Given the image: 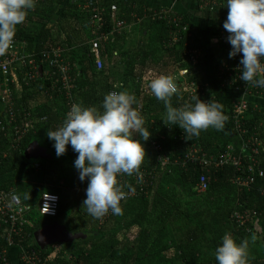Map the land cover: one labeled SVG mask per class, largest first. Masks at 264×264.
I'll use <instances>...</instances> for the list:
<instances>
[{
  "label": "trees",
  "instance_id": "1",
  "mask_svg": "<svg viewBox=\"0 0 264 264\" xmlns=\"http://www.w3.org/2000/svg\"><path fill=\"white\" fill-rule=\"evenodd\" d=\"M112 5L118 9L115 19L131 24V28L120 32L114 30L109 12ZM78 6L77 0H36L35 7L27 11L25 21L16 26L13 40L24 45L26 61L25 65L14 66L20 94H16L14 85H8L13 111L10 125L6 124L8 117L3 119L2 109L0 111V180L6 175L11 176L8 181H0V188L5 189V183L10 186L15 183L13 192L20 204L33 207L43 194H54L58 197V208L53 219L39 217L34 211L25 216L21 232L12 238V247L4 238L8 227L1 226L0 253L6 251L11 263V257L24 248L40 252L50 264H217L215 249L222 243L223 235L229 233L236 243L248 241V264H264V152L256 159L263 177L256 178L246 188L237 187L233 181L246 174L249 152L245 153L239 171L231 165L201 167L197 161L193 164L186 160L190 151H195L192 153L195 158L204 154L215 157L229 146L235 147L237 141L231 106L235 99L234 89L239 86V92H243L240 88L245 82L223 85L219 76L222 64L232 69L240 60L237 56L231 59L228 56L231 45L223 42L229 35L222 26L224 22L207 28L210 49L204 45L206 39L203 40L198 27L186 16L168 13L169 18H181L176 27L170 20H159L157 14L163 9L151 8L144 0L100 1L97 8L102 27L96 32L91 25L94 14ZM102 7L104 11L99 12ZM224 11H228L226 2ZM110 32H113L112 36L99 41L103 65L96 71L88 50L89 41ZM132 34L136 39L131 41ZM173 35L175 42H172ZM55 48L61 50V57L69 65L67 75L73 85L71 106L96 107L102 112L106 94L126 92L140 102L144 126L151 134L142 142L146 154L139 168L146 172L147 186L132 185L136 197L120 203L121 215L111 214L103 222L101 218H92L82 207L87 180L81 182L74 167L78 154L69 145L66 152L57 157L53 141L46 135L47 131L56 130L63 124L71 108L61 84L55 82L59 79L58 74L53 82L44 76L45 71L53 69L42 63V54ZM191 51H198L203 57L197 64L188 63L186 55ZM214 51H220V54ZM112 52H117L118 56L114 61ZM206 59L211 65L209 73L200 69ZM28 60L41 66L42 76L27 79ZM180 70L187 74L179 76ZM148 71L173 78L177 86V93L170 101L173 107L194 104V96L222 105V112L227 117L223 129L209 128L192 137L185 136L176 125H164L166 109L163 102L153 95L142 98L141 79ZM189 83L197 86L192 95L183 87ZM2 84L0 76V108ZM248 102L252 115L242 126L247 132L244 139L254 133L256 123L264 124V92L252 91ZM27 115L33 118L31 129L14 147V128L21 127ZM259 138L264 140V126ZM33 140L39 142L52 159L38 160L35 164L26 160L24 150ZM151 141L159 145L160 154L168 157V164L160 165L159 155L148 149ZM201 176L208 180L203 193L196 191ZM28 181L33 183L29 185ZM236 213L248 218L244 225L236 223ZM60 219H64L69 232L86 237L67 245L50 246L45 250L38 248L33 241L34 232ZM65 254L74 261H67Z\"/></svg>",
  "mask_w": 264,
  "mask_h": 264
},
{
  "label": "clouds",
  "instance_id": "2",
  "mask_svg": "<svg viewBox=\"0 0 264 264\" xmlns=\"http://www.w3.org/2000/svg\"><path fill=\"white\" fill-rule=\"evenodd\" d=\"M36 0H0V56L10 48L16 26L25 21L26 13L35 7ZM228 9L223 28L229 34V58L242 54L239 60V79L246 85L264 87V0H226ZM148 90L166 109L164 125H176L185 136H199L209 128L222 130L227 117L222 105L212 100L204 101L194 96V104L173 107L171 98L177 93L172 77L160 75L148 83ZM103 111L96 107L73 104L61 126L47 131L53 141L57 157L70 145L77 153L74 167L81 182L87 180L86 198L82 207L94 219L104 217L109 211L121 215L120 201L125 193L117 177L139 174L145 157L142 141L150 132L144 126L141 104L134 95L110 92L103 98ZM133 189H130L132 191ZM45 201L55 199L47 196ZM44 213L49 204L44 203ZM215 249L217 264H248V241L236 243L229 233Z\"/></svg>",
  "mask_w": 264,
  "mask_h": 264
},
{
  "label": "built area",
  "instance_id": "3",
  "mask_svg": "<svg viewBox=\"0 0 264 264\" xmlns=\"http://www.w3.org/2000/svg\"><path fill=\"white\" fill-rule=\"evenodd\" d=\"M79 3V8L82 10L90 11L92 12L93 19H92V29L98 31L100 27H102V22L100 20V16H98V8L99 2L102 0H77ZM225 2L226 0H197V7L198 10L204 11V12H219L220 10H225ZM224 8V9H223ZM110 17L111 20L114 23V30L116 32L124 31L127 29V24L122 20H116L115 15L118 11L117 7L115 5L110 6L109 8ZM104 11V8L100 9L99 12ZM168 10H163L162 12L157 14V18L159 20L161 19H167L170 20L172 23L178 27L179 22H181V18L179 17H172L169 18ZM113 30V31H114ZM113 32H110L109 35H98L97 38L92 39L89 41L88 44V50L90 56H92V60L95 65L96 71H100L102 69V58L100 55V45L99 41H105L109 36H112ZM176 37L173 35L172 42H175ZM225 44H227V41H223ZM23 44L16 43L14 40L8 49V51L0 57V76L3 78V95L1 99V106L2 109L5 111V116L8 117V121L6 122L7 125H10L13 122V111H12V102L8 99L7 102L4 99V96L7 94L8 91V85L9 84H15L17 85V75L15 72V65L21 64L25 65L26 56L23 54ZM242 54H237V58H241ZM187 60L190 64H197L200 59H202V55L198 51H191L187 53ZM42 63L46 64L49 69H53V72L48 74L47 76L49 79L53 82L55 79L54 76L58 74V80L55 79V82L59 81L61 84V89L65 95V99H68V106H71L69 103L71 101L72 96V90L73 85L71 83V80L69 76L67 75L69 67L68 65H65L60 60V52L59 50H54L52 52H45L42 54ZM117 52H112V60L116 59ZM26 66L29 69V72L26 73L27 79H36L39 75L38 72V66L35 65L33 60H28L26 62ZM241 65L238 63L234 66V68L230 69L227 66H222L219 69V76L221 77L222 84L223 85H230L232 86L236 82H243L239 79L240 77V71L239 68ZM187 74L185 70H180L178 72L179 76H184ZM158 76H153L149 72H145L143 74L141 79L142 84V94H146L148 91L147 85L145 83H149L152 79L156 78ZM177 87V86H176ZM184 89L186 93L192 95L197 90V86L193 85V83L184 84ZM239 86H237L235 90V99L232 101L231 106V116H232V122L233 126H235V129L237 131V144H235V147L233 145L229 146L223 153L217 155V156H206L201 155L198 158H195L193 155L195 151L189 153L188 156H186V160H188L190 163L196 162L197 165L201 167H223L225 165H231L234 167L237 171L241 169L242 161L245 156L246 152H249L247 164L245 167L246 174L241 177L237 176L233 183L237 187H249L254 183L256 178H262L263 177V171L258 166V162L256 161L257 156L264 152V140H261L259 138L260 130L264 126V124L256 123L254 127V133H252L250 136H248L247 139H244V136L247 135V132L245 129H242V126H245L246 123L250 120L252 112L249 107V100L252 98V91H256L257 93H263L264 87H257L251 84L246 85L245 83L242 85L240 90L243 92H239L238 89ZM147 95V94H146ZM151 95V94H148ZM255 107L252 108V111H254ZM31 118L29 115H27L23 121L22 126L17 128H14V144L16 146L19 145V142L21 138L25 135V133L31 129ZM3 130V128H2ZM149 143V142H148ZM148 149H150L153 153H156L159 155L158 161L160 162V165H166L169 163V159L165 154H160V148L159 145L156 142H150L148 145ZM237 149V151L235 150ZM146 172L139 171V174L133 173V175H119L117 177L118 183L121 186L122 191L125 193L124 198L120 201L123 202L128 198H135L136 192L133 188H131L132 185L134 187L144 188L148 184V178L145 176ZM208 180L205 176H201L198 180L196 191L199 193H203L207 189ZM130 189H133L130 191ZM50 197H54L55 199H49L45 201V197L47 194H43L40 197V200L37 204V206L32 207L29 205H22L20 204L19 200L16 196H14L13 193L5 190L0 189V227L1 226H7L8 231L4 234V238L6 240V243H8L9 247H12L14 244L12 243L13 236L17 235L21 232L23 225L25 224V216L31 214L33 211L36 212V214L39 217L46 218V219H53L55 218L57 214V208H58V197L54 194H48ZM49 204V211L47 213H44V209H42L44 203ZM112 213L109 211L104 217L101 218V222H103L108 216H110ZM234 218L236 220V223L241 226L244 225L247 221V217L241 214H234ZM17 264H50L49 260L47 258H43L41 256L40 252H37L35 250H26L24 248H20L19 253L17 254ZM0 264H12L10 261H8L7 258V252L1 251L0 253Z\"/></svg>",
  "mask_w": 264,
  "mask_h": 264
},
{
  "label": "crops",
  "instance_id": "4",
  "mask_svg": "<svg viewBox=\"0 0 264 264\" xmlns=\"http://www.w3.org/2000/svg\"><path fill=\"white\" fill-rule=\"evenodd\" d=\"M144 1L151 8H160L163 10H168L170 12H175L177 14L186 16L192 23H194L195 26L198 27V30H199L200 34L202 35L203 40L206 39V41L203 42L204 45H208V48H210V49H211V47H210L208 39L206 37L207 28L211 24L218 25L220 23H223L226 20V19L224 20L223 18L227 17L226 13L228 12V11H219V12L209 13V12L200 11V10H198V7H197V1L195 2L193 0H144ZM157 1H159V2L157 3ZM153 2H155V3H153ZM131 27H132L131 24H127V28H131ZM54 50H59L60 56H62L61 50L59 48L51 49L50 51H47V52H52ZM206 58H208V57H206ZM60 60L62 61L63 64L68 65L62 57H60ZM38 67H41V66H38ZM68 67H69V65H68ZM200 69L204 70V72H207V73H209L211 71V65L209 64L208 59L205 60L203 66H201ZM52 72H53V70L49 71V72L45 71L44 76H47V73H52ZM149 73L152 74L153 76H160V75L152 73V72H149ZM42 74H43V71L41 68V73L39 72V75L42 76ZM13 85L15 86V84H13ZM2 107L3 106H1L0 111H1ZM236 144H237V141H236ZM14 147H16L15 144H14ZM14 147H12V148H14ZM29 161L31 164H35L38 160H29ZM10 178H11L10 175L9 176L6 175L5 177H2L1 180L2 181H5V180L8 181ZM32 183H33L32 181L27 182V184H29V185ZM4 186H5L4 187L5 189H1V188L0 189L5 190V191H9V192L14 194L13 191H14L15 187H12V186H15V183H12V186L5 183ZM29 206H32V205H29ZM35 206H37V204ZM58 221H60L64 225V219H60ZM16 256H17V254H15V256L11 257L12 264H17L18 260H17Z\"/></svg>",
  "mask_w": 264,
  "mask_h": 264
},
{
  "label": "water",
  "instance_id": "5",
  "mask_svg": "<svg viewBox=\"0 0 264 264\" xmlns=\"http://www.w3.org/2000/svg\"><path fill=\"white\" fill-rule=\"evenodd\" d=\"M38 71L41 73V67H38ZM24 157L27 160L52 159L47 150L35 140L25 149ZM85 237L84 234H72L60 221L55 220L34 232L33 241L38 248L45 250L50 246L71 244L80 239L83 240Z\"/></svg>",
  "mask_w": 264,
  "mask_h": 264
},
{
  "label": "rangeland",
  "instance_id": "6",
  "mask_svg": "<svg viewBox=\"0 0 264 264\" xmlns=\"http://www.w3.org/2000/svg\"><path fill=\"white\" fill-rule=\"evenodd\" d=\"M159 1H157V3H158ZM153 3H155V2H153ZM61 12V9L59 8V13ZM228 13V12H227ZM226 13V14H227ZM58 17V16H57ZM227 17H224L223 19L225 20ZM55 21H56V19H55ZM136 39V36L134 35V34H132V37H131V41L132 40H135ZM214 53L215 54H220V51H214ZM118 87H119V83L118 82H116L115 83ZM145 85H147L148 86V83H145ZM20 91H21V87H20V85L19 84H17V85H15V92H16V94L18 95V94H20ZM148 92L146 93L147 95L148 94H150V92H149V90H147ZM146 94H144L143 96H142V98H145L147 95ZM2 95H3V93H2ZM148 96H150V95H148ZM10 97H11V93H10V91H9V89H8V91H7V94L4 96V99L6 100V102H7V100L9 99L10 100ZM37 105V104H36ZM1 116H2V118L3 119H5V111L2 109V113H1ZM143 143L145 142V141H142ZM65 164H66V167L68 166L67 165V162H65ZM70 168H72V167H70ZM69 170L70 169H68V167H67V172L69 173ZM73 170V169H72ZM65 257H66V259H67V261H74V259H70L69 257V255L68 254H65Z\"/></svg>",
  "mask_w": 264,
  "mask_h": 264
},
{
  "label": "flooded vegetation",
  "instance_id": "7",
  "mask_svg": "<svg viewBox=\"0 0 264 264\" xmlns=\"http://www.w3.org/2000/svg\"><path fill=\"white\" fill-rule=\"evenodd\" d=\"M54 221H55V220H53V222H54ZM53 222H51V223H53ZM51 223H50V224H51ZM46 225H48V224H46Z\"/></svg>",
  "mask_w": 264,
  "mask_h": 264
}]
</instances>
